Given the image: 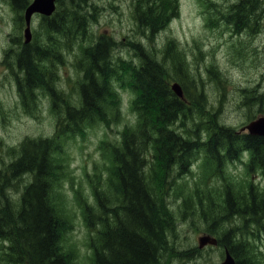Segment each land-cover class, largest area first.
<instances>
[{"label":"trees","instance_id":"16d2710c","mask_svg":"<svg viewBox=\"0 0 264 264\" xmlns=\"http://www.w3.org/2000/svg\"><path fill=\"white\" fill-rule=\"evenodd\" d=\"M263 7L261 0H237L226 10L223 23L238 35L253 30L261 33ZM66 8L67 12H56L44 23L52 41L17 42L14 51L5 52L12 54L19 72L16 86L23 104L31 103L34 94L42 91L50 98L56 124L53 137L25 139L0 169V264H73L71 253L61 248L66 220L52 198L54 153L60 148V135L75 134L84 123L105 118L114 100V79L135 93L137 124L126 129L120 144L111 148L113 169L107 187L93 186L95 202L83 206L91 232L90 264H167L175 252L169 239L175 232L173 218L164 203L172 176L186 173L198 154L205 165L218 170L224 162L238 160L243 152L248 154L249 171L264 172V137L219 124L202 89L194 83H190L192 91L186 85L187 91L181 87L183 97H177L170 88V72L180 81H193L186 68L180 67L179 56L169 58L165 51L155 56L140 41H129L132 60L120 64L113 61L116 45L110 38L100 35L84 47L76 66L81 76L78 98L68 101V96L55 89L56 70L64 62V49L71 48L76 38L87 37L96 20V8L86 0H69ZM133 10L137 25L151 40L166 25L168 14H176V3L134 0ZM255 91L248 93L250 105L264 102V89ZM224 202L225 219L235 215L264 222V199L251 185L246 198L236 199L227 190ZM245 227L235 232L231 225L212 219L207 232L217 235L218 246L226 248L236 264H253ZM260 228L264 230V224ZM177 255L188 259L193 253Z\"/></svg>","mask_w":264,"mask_h":264},{"label":"rangeland","instance_id":"374dc122","mask_svg":"<svg viewBox=\"0 0 264 264\" xmlns=\"http://www.w3.org/2000/svg\"><path fill=\"white\" fill-rule=\"evenodd\" d=\"M5 1L0 0V45L11 43L20 35L11 33V18L16 15ZM235 1L175 0L177 15L172 18L168 14L166 25L149 40L134 18V0H86L96 8V20L90 25L87 37L76 38L74 45L62 52L64 62L57 67L55 89L67 92L71 102L78 98L81 76L77 62L83 48L97 41L100 35L114 41L112 55L116 64L131 61L134 52L129 41H140L145 47H154L155 56L164 51L169 58L178 55L182 61L180 67L186 68L185 72L193 81H180L171 71L173 79L170 82H177L181 87L186 85L190 91V83H194L202 89L207 107L217 115L219 124L243 132L248 122L264 114V102L250 105L247 98L250 90L258 93L264 89V18L260 23L261 33L253 30L235 34L223 23L226 10ZM68 2L60 1L58 11L67 9ZM261 2L264 5V0ZM70 8L72 10L73 6ZM90 12L93 13L91 9ZM33 27V41L49 36L37 18ZM169 41L172 45L167 47ZM18 74L12 54H3L0 49V169L12 160L24 139L48 138L55 129V114L48 96L37 91L31 103L23 104L16 88ZM112 87L114 100L104 120L86 122L81 133L62 136L59 152L54 153L56 169L52 198L66 220L61 248L71 253L73 264H90V238L83 219V206L94 203L93 186L107 187L112 178L110 148L119 142L123 130L132 128L136 120L131 109V91L117 79ZM187 87H184L186 91ZM188 126L193 127L191 122ZM181 131L185 133L186 129ZM246 161L243 155L234 162L223 163L217 170L216 166H207L204 159L196 156L188 173L175 174L167 182L164 203L173 218L175 231L169 238L175 252L167 264H220L222 247L207 245L208 241L198 247L201 238H216L217 235L207 232L212 219L231 225L235 232L246 225L244 237L253 264H264V230L260 228L264 222L255 223L252 217L235 215L224 218L227 190L236 199L246 198L251 185L264 199V174L248 171ZM186 251H192L193 256L180 259L177 254Z\"/></svg>","mask_w":264,"mask_h":264},{"label":"water","instance_id":"95a60500","mask_svg":"<svg viewBox=\"0 0 264 264\" xmlns=\"http://www.w3.org/2000/svg\"><path fill=\"white\" fill-rule=\"evenodd\" d=\"M54 10V5L52 0H34L33 3L26 9L25 19L26 24H29V18L33 12H38L49 16ZM25 39L26 42L30 40V33L28 28L25 30ZM173 91L181 96V92L177 85L172 86ZM246 129L250 134L264 137V117L258 118L255 121H252L249 125L246 126ZM204 241H201L203 244ZM222 264H235L231 256L226 252V257Z\"/></svg>","mask_w":264,"mask_h":264},{"label":"flooded vegetation","instance_id":"af4514ba","mask_svg":"<svg viewBox=\"0 0 264 264\" xmlns=\"http://www.w3.org/2000/svg\"><path fill=\"white\" fill-rule=\"evenodd\" d=\"M15 1H22L23 4H24V3L28 4V2H29L30 0H8V1L6 2V4H7V5H8V4H9V5H12V4H13V5L16 6ZM23 4H22V5H23ZM39 17H40V16H39ZM40 18H41V17H40Z\"/></svg>","mask_w":264,"mask_h":264},{"label":"bare ground","instance_id":"6f19581e","mask_svg":"<svg viewBox=\"0 0 264 264\" xmlns=\"http://www.w3.org/2000/svg\"><path fill=\"white\" fill-rule=\"evenodd\" d=\"M64 9V8H63ZM10 12V11H9ZM11 13V12H10ZM10 19V18H9ZM226 249V248H225Z\"/></svg>","mask_w":264,"mask_h":264}]
</instances>
